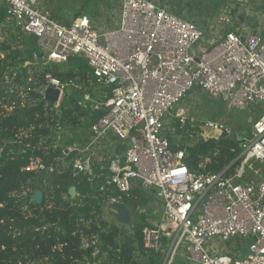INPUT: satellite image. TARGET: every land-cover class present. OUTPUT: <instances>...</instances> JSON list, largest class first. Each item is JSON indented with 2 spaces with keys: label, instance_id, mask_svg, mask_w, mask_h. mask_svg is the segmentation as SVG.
Here are the masks:
<instances>
[{
  "label": "built area",
  "instance_id": "obj_1",
  "mask_svg": "<svg viewBox=\"0 0 264 264\" xmlns=\"http://www.w3.org/2000/svg\"><path fill=\"white\" fill-rule=\"evenodd\" d=\"M165 1L168 5L120 0L118 26L99 31L89 16L60 21L40 0H0L5 22L35 40L40 55L33 59L61 66L80 56L92 72L86 86L43 74L45 85L60 91L52 106L55 116L60 117L66 94L75 96L79 111L90 104L91 124L84 145L64 148L52 163L23 143L29 154L20 170L52 173L55 161L75 154L71 171L79 175L105 157L100 169L109 176L100 189L107 202L125 204L136 188L150 196L147 207L139 209L148 211L142 242L161 264H264V172H248L251 162L264 164V113L238 134L221 122L197 120L182 104L193 91L222 101L227 109L264 104L261 5L230 0L205 32L202 23ZM185 126L197 128L203 141L209 134L214 141L234 135L241 153L238 165L229 166L233 173L190 172L184 150L171 151L168 139ZM28 132L18 131L12 143L21 144ZM70 136L58 127L54 140L59 145ZM83 248L89 243L84 241Z\"/></svg>",
  "mask_w": 264,
  "mask_h": 264
},
{
  "label": "trees",
  "instance_id": "obj_2",
  "mask_svg": "<svg viewBox=\"0 0 264 264\" xmlns=\"http://www.w3.org/2000/svg\"><path fill=\"white\" fill-rule=\"evenodd\" d=\"M54 1L46 0L44 8L59 19V13L51 9L59 5ZM80 16L87 14L71 15L73 19ZM33 54L40 55L35 40L5 22L0 8V264H161L160 257L142 242L148 211L141 214L139 209L146 208L151 200L146 192L136 188L132 191L134 198L125 202L133 213L130 227L110 224L103 213L101 204L107 197L100 188L109 172L101 170L100 164H106L105 157L90 163L91 174L72 173L75 154L55 161L52 173L20 170L29 154L23 143L29 144L45 163H52L73 143L83 146L84 131L91 124L85 112L64 106H60V117L55 116L52 106L42 100L45 72L61 81L72 79L87 85L92 72L86 61L74 56L62 69L60 65L42 66ZM26 62L29 64L24 66ZM58 127L71 133L59 145L54 144ZM27 130L28 138L21 144L12 143L18 131ZM197 134V128L188 126L168 134L171 151L184 150L183 163L192 173L226 169V175L232 174L229 166L238 165L236 159L241 153L237 138L231 135L209 143ZM71 186L76 190L73 200L68 195ZM36 191L43 194L40 204L30 198ZM84 241L89 243L88 249L83 248Z\"/></svg>",
  "mask_w": 264,
  "mask_h": 264
},
{
  "label": "rangeland",
  "instance_id": "obj_3",
  "mask_svg": "<svg viewBox=\"0 0 264 264\" xmlns=\"http://www.w3.org/2000/svg\"><path fill=\"white\" fill-rule=\"evenodd\" d=\"M44 1L45 0H40V5L43 7ZM167 1L171 6L175 7H172V9L177 10V13L181 12L187 14L195 23H202V27L205 28V32L209 27L215 26L216 20H218L219 16L218 13L230 3V0ZM119 4V0H60L59 5L63 9H56L55 7L57 5L54 8L56 9V11H59L58 15L61 21H65V18L69 20L72 18L71 15L73 16L75 15V13L79 12L81 14H87V16L91 17L95 25L97 26V30L106 31L113 29L114 26H118L117 9L119 7ZM64 12L68 14L65 16ZM254 20L257 21V18L254 17ZM67 22L69 23L70 21ZM206 35H204L203 37V42L206 46H208V43L205 41ZM262 36L264 44V30L262 32ZM61 66V68L63 69L66 65L64 64ZM66 96V94H63L61 98V104H63ZM182 104L188 106L190 114L197 120L201 122H221L226 127L230 128L238 134H241L243 131L249 130L252 123L261 114L264 113V104L248 105L243 111L227 109L226 105L222 101L212 100L207 95L199 91H193L192 97L186 99L185 102L183 101ZM90 108L91 107L89 104L87 106V109H83L80 111L85 112L88 117L91 116ZM87 131L88 130L84 131L85 137L87 136ZM213 138L214 137L212 136V134H209V143L212 142ZM82 140L84 141V137H82ZM54 144H57V142L54 141ZM250 164L251 170H248L249 173H252L254 170L263 172L261 170L264 169L263 166H261L260 168L259 165H254V162H251ZM177 264L181 263L178 262Z\"/></svg>",
  "mask_w": 264,
  "mask_h": 264
},
{
  "label": "water",
  "instance_id": "obj_4",
  "mask_svg": "<svg viewBox=\"0 0 264 264\" xmlns=\"http://www.w3.org/2000/svg\"><path fill=\"white\" fill-rule=\"evenodd\" d=\"M14 52L18 53L17 50H14ZM59 97H60V91L58 88H52L50 86H46L42 91V100L53 107L57 104ZM71 99H73L74 101L76 100L75 97L70 96L69 98H66L64 100L63 106L71 111H76V112L79 111V109L76 106L72 105ZM241 134H245V132L243 131ZM83 167L86 168V164H83ZM74 173L77 174L78 173L77 170H75ZM88 174H91L90 170H88ZM68 195L70 196L71 200L75 199L76 190L74 186H71L68 189ZM30 198L34 203L40 204L43 199V194L41 191H36L30 196ZM101 209L103 213L107 216L110 224H117L124 227H130L132 225L133 213L130 210V208L125 204L110 203L105 201L101 204Z\"/></svg>",
  "mask_w": 264,
  "mask_h": 264
},
{
  "label": "crops",
  "instance_id": "obj_5",
  "mask_svg": "<svg viewBox=\"0 0 264 264\" xmlns=\"http://www.w3.org/2000/svg\"><path fill=\"white\" fill-rule=\"evenodd\" d=\"M56 1H57V0L54 1V4H56ZM119 1H120V0H119ZM152 1L157 2L159 5H161V4H163V3L167 4L165 0H152ZM253 1H254V2H257V3H259V4L261 5V10H262V13H263V10H264V8H263V7H264V0H253ZM45 2H46V0L44 1V4H45ZM58 2L60 3V0L57 1V3H58ZM44 4H43V5H44ZM167 5H168V4H167ZM44 7H45V5H44ZM55 8H56V9H63L60 5H57ZM55 8L52 7L51 9H52V10H55V12L59 13V11H56ZM52 10H51V11H52ZM64 14H65V16H66L68 13H65V12H64ZM65 19H66V20L63 21V22H67V21H68L67 18H65ZM91 82H92V81H90L89 83H91ZM89 83H88V84H89ZM88 84H87V85H88ZM85 86H86V85H85ZM97 90H106V89H103V88H102V89L97 88ZM74 102H75V101H74L73 99H71V103H72V105H73ZM73 106H74V105H73ZM118 148H119V147H118ZM118 148H115V152H117ZM120 149H121V148H120ZM108 152H112V150H110V151H108ZM117 153H120V152H117Z\"/></svg>",
  "mask_w": 264,
  "mask_h": 264
},
{
  "label": "clouds",
  "instance_id": "obj_6",
  "mask_svg": "<svg viewBox=\"0 0 264 264\" xmlns=\"http://www.w3.org/2000/svg\"><path fill=\"white\" fill-rule=\"evenodd\" d=\"M126 205V204H125Z\"/></svg>",
  "mask_w": 264,
  "mask_h": 264
}]
</instances>
